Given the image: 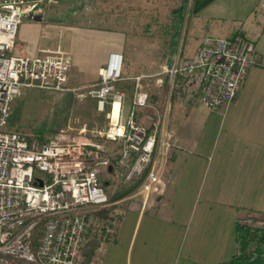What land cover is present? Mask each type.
I'll use <instances>...</instances> for the list:
<instances>
[{
    "label": "built area",
    "instance_id": "2783aa9c",
    "mask_svg": "<svg viewBox=\"0 0 264 264\" xmlns=\"http://www.w3.org/2000/svg\"><path fill=\"white\" fill-rule=\"evenodd\" d=\"M46 1L0 0V264H80L91 211L111 205L102 176L113 169L126 182L141 178L138 192L145 201L162 195L175 148L167 133L172 101L218 111L236 99L258 63L253 36L205 37L192 57L178 51L154 76L157 85H167L163 106L144 88V75L124 76L121 52L108 55L98 83L69 89L70 53H14L22 17ZM122 81L133 83L130 97L118 86ZM24 88L79 92L80 100L93 96L106 125L99 129L76 120V136L62 132L50 142L7 132ZM108 143L121 148L118 160Z\"/></svg>",
    "mask_w": 264,
    "mask_h": 264
},
{
    "label": "crops",
    "instance_id": "0c3cea01",
    "mask_svg": "<svg viewBox=\"0 0 264 264\" xmlns=\"http://www.w3.org/2000/svg\"><path fill=\"white\" fill-rule=\"evenodd\" d=\"M164 1V5L176 3L174 9L182 5V0ZM263 1L187 0V25L196 44H190L184 58L192 57L205 37L230 39L248 35L256 38L258 63L250 69L236 99L218 111H210L199 102L172 101L167 133L175 148L171 152L166 190L145 201L138 192L139 184L128 196L111 202L123 204L114 222L115 239L99 245L96 253L92 251L97 259L94 264L225 263L237 252L236 220L248 213H264ZM26 34L27 29L25 38ZM95 46L98 45H78L83 52L88 51L81 59L71 54V78L75 83L96 84L108 55L124 53L118 41L109 42V48L106 43L103 49ZM45 50L52 49L37 42L30 55ZM100 50L104 53L102 60L91 64ZM142 75L154 73L145 70L125 77ZM118 86L130 97L131 81H122ZM146 90L160 106L165 104L167 85H157L152 79ZM103 177L107 185L112 184L114 170L105 173L102 181ZM117 190L107 192L110 200ZM82 255L84 243L79 262L89 264V259ZM244 264H263V259L257 256Z\"/></svg>",
    "mask_w": 264,
    "mask_h": 264
},
{
    "label": "rangeland",
    "instance_id": "374dc122",
    "mask_svg": "<svg viewBox=\"0 0 264 264\" xmlns=\"http://www.w3.org/2000/svg\"><path fill=\"white\" fill-rule=\"evenodd\" d=\"M134 2L139 4L136 5ZM164 2V0H47L33 12L22 17L15 41V54L29 56L38 42L48 45L52 50L60 49L81 59L88 51L83 52L78 45L94 43L98 45L95 46L96 49H103L105 43L108 46L109 42L118 41L122 43L124 49V76L139 74L145 70L154 73L145 75L144 80L147 83L146 87L145 82L143 86L146 89L149 81L155 79L154 76L168 65L173 51L175 54L180 51L183 56L186 50H190V44L194 43L187 25L189 16L187 11L184 10L180 21L179 15L172 14L176 3L169 2L164 5ZM26 29L27 38L24 35ZM103 55V50H100L93 57L91 64H97ZM85 61H88L87 58ZM67 86L69 89H77L91 85L75 83L70 74ZM78 93L24 88L14 104L10 123L5 131L18 132L29 138L50 142L62 132L72 137L76 136L79 127L76 120L88 124L89 127L104 128L105 115L97 112L96 99L87 95L84 100H80L77 97ZM129 103L130 100L127 101L126 113L129 110ZM170 141L172 142L171 137ZM115 146L107 144L114 161L119 159L121 151L120 147ZM103 182L106 192H114L118 188L117 192L110 196L113 203L131 194L140 184L141 178L126 182L115 173L112 184L107 185L106 177H103ZM122 186H125L123 190ZM112 203L107 208L91 211L93 222L88 230V237L87 235L85 237L82 255L89 259V264H94L97 260L92 251L96 253L99 245L115 239V232L110 236L106 233L105 227L110 226L114 229V222L120 215L118 209L123 204ZM249 214L243 219L248 218ZM263 224L264 222L257 220L252 223L253 226Z\"/></svg>",
    "mask_w": 264,
    "mask_h": 264
},
{
    "label": "trees",
    "instance_id": "16d2710c",
    "mask_svg": "<svg viewBox=\"0 0 264 264\" xmlns=\"http://www.w3.org/2000/svg\"><path fill=\"white\" fill-rule=\"evenodd\" d=\"M187 0H182L180 8L172 11V14L179 15L180 21L182 19ZM174 46L172 50H174ZM175 55H171V59L168 64L171 63L172 58ZM264 222V213L254 212L250 213L248 218H238L236 220V254L225 263L221 264H244L253 260L257 256H261L264 264V224L261 226H253V221Z\"/></svg>",
    "mask_w": 264,
    "mask_h": 264
}]
</instances>
